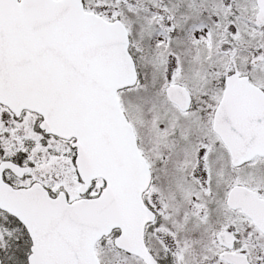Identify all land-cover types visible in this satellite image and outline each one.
I'll use <instances>...</instances> for the list:
<instances>
[{"label": "snow or ice", "instance_id": "obj_1", "mask_svg": "<svg viewBox=\"0 0 264 264\" xmlns=\"http://www.w3.org/2000/svg\"><path fill=\"white\" fill-rule=\"evenodd\" d=\"M0 264H264V0H0Z\"/></svg>", "mask_w": 264, "mask_h": 264}]
</instances>
